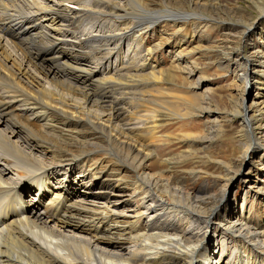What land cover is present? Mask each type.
I'll return each mask as SVG.
<instances>
[{
  "label": "bare ground",
  "instance_id": "6f19581e",
  "mask_svg": "<svg viewBox=\"0 0 264 264\" xmlns=\"http://www.w3.org/2000/svg\"><path fill=\"white\" fill-rule=\"evenodd\" d=\"M37 1L0 0V117L3 118L0 119V264H224V256L220 262L212 261L210 243L216 240L212 228L220 229L237 245L234 264H263L264 226L251 216L235 221L220 217L221 210H227L225 205L221 207L225 189L218 194L200 195L201 192L198 194L191 186L180 183L173 172L175 164L169 161L165 163L164 178L143 170L152 153L135 145L133 139L156 134V129L161 127L157 119L162 117L158 116L159 112L135 105L148 97L146 88L157 84L155 80L142 79L153 74L151 64L124 63L112 72L108 70L106 73L112 74L94 85L91 78L96 71L100 72L98 67L90 70L71 63L68 50L52 32L57 30L60 15L76 19L85 9L81 7L80 12H74L64 4L75 5L78 0H45L41 6ZM193 1L202 0H187L188 4ZM95 3L96 12L122 20V35L147 30L148 24L169 21L174 25L187 18L169 14L153 19L139 0H125L124 6L111 0H95ZM258 12V17H262L264 8H258ZM125 19L131 21L123 22ZM254 30L253 26L245 28L240 39ZM241 47L238 50L243 51ZM8 51L14 53V58L21 57L18 81L28 82L30 75L37 79L34 84L28 82L31 89L21 87L12 78L16 73L11 72L15 63L10 55L6 59ZM3 61L5 70L1 68ZM244 67L243 82L252 81L257 68L262 69L260 76L264 79V62L258 61L256 65L246 58ZM37 70L42 77L39 78ZM108 91L117 95L107 100L104 92ZM135 95L141 99L132 101ZM129 102L134 112L128 111L129 117L124 122L121 111L127 110L125 106ZM258 112L259 119L242 120L246 136L254 137L246 153L259 149L264 153V108ZM18 118L37 123L43 134L55 137L56 144L40 142ZM258 121L257 128L263 127L260 131L263 138L253 135ZM80 132L89 141H78ZM98 140L110 147L117 142V147L127 154L117 149L121 155L115 154L106 145L91 143ZM193 142L203 146L212 142V138ZM97 151L106 152L111 158L116 170L108 173H113V179L105 178L108 170L93 158ZM46 155L53 160L48 163ZM79 160L82 170L89 172L91 185L106 182L101 177L110 179L112 193L131 192L134 202L148 199L145 205H137L125 215L105 205L106 208H96L75 190L73 198L61 184L44 193L48 169ZM117 172L129 173V180L116 178ZM28 190L33 193L36 190L34 198L27 196ZM147 212L154 213L155 219L151 220L156 223L151 227L145 219L149 216ZM163 213L170 219L172 215L186 213L201 221L195 229H188V225H175L174 221L163 218Z\"/></svg>",
  "mask_w": 264,
  "mask_h": 264
},
{
  "label": "rangeland",
  "instance_id": "374dc122",
  "mask_svg": "<svg viewBox=\"0 0 264 264\" xmlns=\"http://www.w3.org/2000/svg\"><path fill=\"white\" fill-rule=\"evenodd\" d=\"M111 1L119 6L125 5V0ZM37 2L41 6L45 0ZM139 3L153 19L169 14L187 18L174 25L169 21L148 24L147 30L137 33L131 31L129 35H122V20L96 12L98 4L96 5L95 0H78L75 5L64 4L74 12H80L81 7L85 11L78 14L76 19L60 15L55 26L57 30L52 31L53 36L57 35L55 38L59 37L61 45L68 50L71 63L90 70L98 67L100 72L96 71L94 78H91L95 81L94 85L110 76L112 73L106 72H112L116 66L118 69L128 62L141 65L150 63V71L152 70L153 74L142 79L155 80L157 84L153 88H146L148 97L135 105L159 112L158 116L162 117L157 119L161 127L156 129V134L150 138L144 139L145 136L142 135L139 139H133L135 145L152 153L143 170L148 175L159 174L164 178L167 176L165 171L169 161V164H175L173 172L180 183L191 186L196 193L218 194L225 189L221 207L225 205L227 210L222 209L220 217L235 221L251 216L264 226V153L260 149L246 153L247 145L254 137L246 136L242 123L245 117L259 119L258 110L264 108V79L260 76L262 69H255L257 73L252 81H242L246 58L256 65L258 61L264 62V15L258 17V8H264V0H202L200 3L193 1L190 4L187 0H139ZM109 8L112 9V6ZM197 16L203 18L198 19ZM250 26L255 27V30L240 39V32ZM241 45L243 51L238 50ZM7 53L6 59L9 55L14 58L13 52ZM20 60L21 57L14 58L15 65L12 63L14 66L12 65L11 72L16 73L12 78L21 87L29 90V86L32 87L30 83H36L37 79L30 75L29 84L16 79ZM3 63L1 68L5 70V61ZM248 68L247 66L246 69ZM37 73L39 78L42 77L39 70ZM104 93L107 100L117 95V92L112 95V91ZM139 99L141 97L135 95L132 101ZM130 103L125 106L126 111H121L124 122L129 117L127 112H134L132 104L129 106ZM18 121L21 125H27L40 142L56 144L55 137L43 134L37 123L30 124L22 118H18ZM256 123L253 135L260 138L263 127L257 128L259 121ZM205 137L212 138V142L203 146L193 142ZM77 138L78 141H89L87 135L82 132ZM91 143L97 146L106 145L102 140ZM117 144L113 142L112 147L106 146L115 154L121 155L118 151L127 154L118 148ZM93 158L101 162L103 169L108 170L104 174L105 178L113 179V173H109L115 172L116 169L106 152L97 151ZM52 160V156L46 155L48 163ZM79 162L80 160L48 169L50 174L44 193L61 184L68 188L73 198L72 191L75 190L81 197L86 196L88 201L96 205L94 207L106 208L105 205L125 215L130 214L129 210L135 206L145 205L144 202L148 199L134 202L130 197L131 192L112 193L109 185L113 184V181L110 179L104 180V177H101L100 179L106 182L91 185L89 172L82 170L84 167L81 168ZM117 173L116 178L129 180V173ZM34 189L35 187L32 188ZM253 190H260L259 194L253 193ZM35 192L36 190L34 193L28 190L27 196L34 198ZM148 214L147 212L146 215ZM153 214L145 218L149 227L156 223L153 222ZM162 215L163 218L174 221L175 225H188V229H195L201 221L190 214L187 216L186 213H179L178 216L174 214L171 219L165 213ZM211 232L216 234L215 242L210 243L213 263L220 262L224 256V264H234L238 253L233 239L224 235L220 229L212 228Z\"/></svg>",
  "mask_w": 264,
  "mask_h": 264
}]
</instances>
